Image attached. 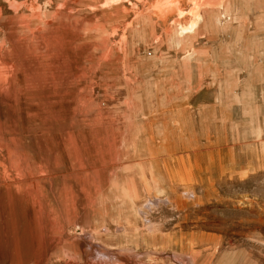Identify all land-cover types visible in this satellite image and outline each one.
I'll return each instance as SVG.
<instances>
[{
    "label": "rangeland",
    "instance_id": "obj_1",
    "mask_svg": "<svg viewBox=\"0 0 264 264\" xmlns=\"http://www.w3.org/2000/svg\"><path fill=\"white\" fill-rule=\"evenodd\" d=\"M46 253L264 264V0H0V256Z\"/></svg>",
    "mask_w": 264,
    "mask_h": 264
},
{
    "label": "bare ground",
    "instance_id": "obj_2",
    "mask_svg": "<svg viewBox=\"0 0 264 264\" xmlns=\"http://www.w3.org/2000/svg\"><path fill=\"white\" fill-rule=\"evenodd\" d=\"M16 239V238H15ZM20 241V240H19ZM16 243V242H15ZM17 245V244H16ZM5 249V248H4ZM43 251V250H42ZM51 252V251H50ZM85 252V251H84ZM22 253V252H21ZM47 254L48 253H46L44 256H43V258L42 259H38V258H35L34 260V263L35 264H44L46 261H47ZM21 257V256H20ZM85 257V256H84ZM0 264H4V261H2V257L0 256ZM18 264H24V262H22L21 260H20V258H19V262H18Z\"/></svg>",
    "mask_w": 264,
    "mask_h": 264
}]
</instances>
